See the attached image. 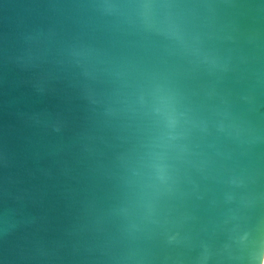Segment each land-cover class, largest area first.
<instances>
[{
    "label": "water",
    "instance_id": "water-1",
    "mask_svg": "<svg viewBox=\"0 0 264 264\" xmlns=\"http://www.w3.org/2000/svg\"><path fill=\"white\" fill-rule=\"evenodd\" d=\"M0 264H264V0H0Z\"/></svg>",
    "mask_w": 264,
    "mask_h": 264
}]
</instances>
